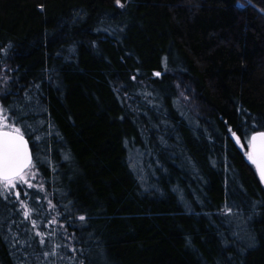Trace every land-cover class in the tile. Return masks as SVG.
I'll list each match as a JSON object with an SVG mask.
<instances>
[{
    "label": "trees",
    "instance_id": "trees-1",
    "mask_svg": "<svg viewBox=\"0 0 264 264\" xmlns=\"http://www.w3.org/2000/svg\"><path fill=\"white\" fill-rule=\"evenodd\" d=\"M121 2L0 0L8 102L27 92L52 125L55 171L41 172L56 209L39 219L55 216L57 241L78 249L49 259L264 264V183L227 131L264 121V0ZM9 207L0 200V264H48L35 242H5L31 228Z\"/></svg>",
    "mask_w": 264,
    "mask_h": 264
},
{
    "label": "snow or ice",
    "instance_id": "snow-or-ice-1",
    "mask_svg": "<svg viewBox=\"0 0 264 264\" xmlns=\"http://www.w3.org/2000/svg\"><path fill=\"white\" fill-rule=\"evenodd\" d=\"M115 4L120 9L126 7V4L122 3L121 0H115ZM237 7L243 9L244 5L238 4ZM39 9L43 12V5H40ZM3 52L8 55L7 49H3ZM162 68L164 73L169 71L167 56L162 58ZM154 75L160 77L162 73L156 71ZM131 79L135 80L136 77L133 76ZM35 87L39 88V85H35ZM177 88H180L179 84H177ZM10 95H15V93L11 92L8 78L0 75V200L4 202V209L8 213L12 212L9 205H18L16 211H19L23 216L21 223L27 221L31 228L24 229L29 235L23 240L15 233H12L10 237L4 236L3 239L13 248L17 244H21L31 249L33 242H35L41 249L40 255L48 260V264H55V260L49 258L60 256L57 249L63 247L72 253H76L78 249L57 241V234L52 226L64 228V225L59 223L55 216H52L46 222L39 219L41 215L48 214L56 209V205L48 198V191L45 188L44 177L41 172L42 169L49 166L55 171V166L51 165L50 158L47 155L50 152L48 137L52 134V125L43 119H36L42 109L39 107V101L33 102V98L27 92H25L23 103L15 100L9 103ZM179 95L184 99H188L183 91H180ZM227 131L230 133V138L243 151L247 161L254 166L260 182L264 183V121L251 117V123H249L246 117L239 128L240 135L233 131L230 126ZM241 136L246 141L247 150H245V143L241 142ZM161 140L163 142V138ZM33 149L35 150V157ZM42 152L45 154L41 155ZM63 159L68 161L70 155L64 154ZM34 181L38 182L34 183ZM33 189L34 192L30 193L28 191ZM21 192H23V199L21 198ZM40 193L44 194L43 198ZM42 200L47 202L46 212ZM224 212L228 216L233 215L231 207L225 208ZM76 218L80 221H86L87 219L85 215H79ZM42 224L50 230L47 232L40 230ZM64 230L67 231L66 228ZM9 232H11V229H9ZM72 235L75 236V233ZM62 239H67V237H62ZM33 251L35 250L33 249ZM79 252L83 254L84 249L80 248ZM60 258L63 259V256H60ZM24 260L26 264L27 257ZM79 264H83V260H80Z\"/></svg>",
    "mask_w": 264,
    "mask_h": 264
},
{
    "label": "rangeland",
    "instance_id": "rangeland-1",
    "mask_svg": "<svg viewBox=\"0 0 264 264\" xmlns=\"http://www.w3.org/2000/svg\"><path fill=\"white\" fill-rule=\"evenodd\" d=\"M38 181H34V183H37ZM19 187V186H18Z\"/></svg>",
    "mask_w": 264,
    "mask_h": 264
},
{
    "label": "water",
    "instance_id": "water-1",
    "mask_svg": "<svg viewBox=\"0 0 264 264\" xmlns=\"http://www.w3.org/2000/svg\"><path fill=\"white\" fill-rule=\"evenodd\" d=\"M31 147V146H30Z\"/></svg>",
    "mask_w": 264,
    "mask_h": 264
}]
</instances>
